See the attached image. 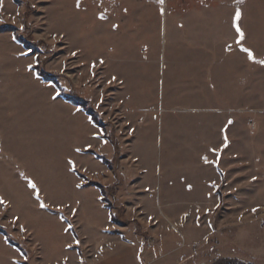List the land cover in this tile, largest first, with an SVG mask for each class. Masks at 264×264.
<instances>
[{
    "label": "rangeland",
    "instance_id": "1",
    "mask_svg": "<svg viewBox=\"0 0 264 264\" xmlns=\"http://www.w3.org/2000/svg\"><path fill=\"white\" fill-rule=\"evenodd\" d=\"M237 11L247 62L232 29ZM190 12L203 19L201 59L218 68L194 105L168 86L169 35ZM13 28L47 45L43 69L90 101L118 152L37 77L36 54L14 41ZM103 53L131 102L148 103V112L131 105L143 120L132 135ZM151 59L159 67L150 72ZM261 61L264 0H0V226L31 250V264H264ZM148 114L157 118L148 123ZM72 166L109 188L108 204ZM111 205L124 226L110 222ZM22 262L0 234V264Z\"/></svg>",
    "mask_w": 264,
    "mask_h": 264
},
{
    "label": "crops",
    "instance_id": "2",
    "mask_svg": "<svg viewBox=\"0 0 264 264\" xmlns=\"http://www.w3.org/2000/svg\"><path fill=\"white\" fill-rule=\"evenodd\" d=\"M237 13L235 14V17L232 19V29L235 35L234 39H236L235 43H237L240 47L237 51L240 54L242 53L245 54V60L247 62L248 51H244L243 46H241V43L238 42V35L241 36V33L243 32L241 31L240 33L239 31H237V28L235 26ZM187 20L188 21H186L185 24L184 23L183 24L174 23L173 24L174 27L172 26L174 33L169 35V38L170 37L172 39L173 37L176 38V40L174 39V41H176L175 43L173 42L171 43L170 41L171 54L176 55L175 56L176 64H173L174 66L172 67L171 65L170 67V76L168 80V86H169L170 91L177 89L179 90V92H183V93L187 92L188 93L187 98L189 99L188 104L194 105L195 101L197 102L199 101V97H198L199 94L197 92V89H201V86H203V84L205 85L207 84L208 81L210 80L212 81L214 77L211 78V76L213 75V72H217L218 68H217L215 58L213 61L214 62L213 65L210 64L211 61L209 57L208 59H205V60L201 59V55L204 54L202 50L203 48L206 49L205 42L203 43V41L199 40L200 33L202 32L203 29L205 30L204 25L200 23L203 19H201L200 16L196 18V16H194V13L190 12V15H188ZM238 25H239V22H238ZM151 29L153 28H151V25H150V30ZM150 33L152 34L153 31ZM226 51L228 52L229 50L227 48L225 49L224 47L223 48V54H224L223 60L228 57L224 53ZM228 53H231V52H228ZM215 55H216V52L214 51L213 56ZM102 56H103L102 65L104 66V70L110 73L109 80H111L113 83L118 82L120 84V88L116 92L115 98L117 100H115V103H118L117 105H119L122 108L125 114L126 122H127L126 126H129V131H130V134L132 135V129L134 128V126H137V124L143 120H142L141 115L139 114H137L136 116H132L131 113L133 111V108L131 107V105H134L138 108H143V110L148 112V103H143V104L141 103L139 105H135L131 102V100L129 99V94L126 92L124 84L121 81V78L117 77L115 73L111 72V67L115 66L116 60L111 59L110 56L107 58L106 53H103ZM238 57L239 55L237 54V58ZM224 62L222 61L221 63L222 66L225 64ZM158 63H159L158 59L156 60L151 59L148 64V71L151 72V71L157 70L159 67ZM203 98L205 99L204 102L210 103V100L207 99L205 96H203ZM156 118L157 116L155 114H152V115L148 114L145 120L146 122L149 123L151 119L154 121ZM188 126H192V125L189 124ZM99 132L102 138V133L100 130ZM199 133L200 132L198 130L197 136ZM213 134H215V132ZM102 140L104 139L102 138ZM129 148L130 146H128L127 149Z\"/></svg>",
    "mask_w": 264,
    "mask_h": 264
},
{
    "label": "trees",
    "instance_id": "3",
    "mask_svg": "<svg viewBox=\"0 0 264 264\" xmlns=\"http://www.w3.org/2000/svg\"><path fill=\"white\" fill-rule=\"evenodd\" d=\"M15 1L18 2V0H15ZM27 5H28L27 12L29 11V9H35V7L33 8V6H31L30 3H28ZM27 12H26L27 15H25L26 19L30 15V13L29 12L27 13ZM239 18H240V16H239ZM238 21H239V19L236 18L235 26H236V28H239V32L241 33L240 27L238 25ZM12 36H13L14 41L17 44L21 45L28 54H36L35 55V64H34V68L33 69H34L37 77L40 78L44 82H47V83H50V84L54 85L56 87L57 91H58V94L66 102H68L71 105L76 106L78 109L82 110L88 116V118L90 119L92 124L94 126H96L101 131L102 138L103 139H107L113 145L115 151L118 152L119 151V146H118V142H117V140L115 138L114 132L111 129L110 134L107 133L106 127L108 126V124L103 122L101 116L94 110V108L92 107L90 101L86 100V99H77V98H75L73 96H70V95L66 94L64 92V89L61 86V84L57 81L56 76L47 74L45 72V70L43 69L42 62H41V55L39 53L41 51L46 50L47 49V45L44 42H42V41L33 40L30 35L25 36L23 34V30H20L18 28H13L12 29ZM243 48L247 49L245 47H243ZM84 152L93 154L97 159L102 160L103 162L106 161L108 166H111L112 160L108 161V160H106V158H104V156L99 155L98 153H96V152H94L92 150H85ZM112 166H113V164H112ZM72 171L80 179H82L85 182V184H91V185L95 186L100 191V193L102 195V201L105 202L106 204H108L109 201H108L107 197H108L109 188L105 187L101 183L92 182L91 180H89V178H87L86 176L81 174L74 166H72ZM109 210H110V213H109L110 222H112L114 224H118L120 226H124L127 223V222H124L123 220L120 221L121 220L120 216L121 217L123 216V211H121L120 213L118 212V214L115 213L114 212L115 208L112 207V205L109 206ZM69 226L72 228V231L74 233L75 238L78 239V236H77V234L75 232V229L72 227L71 224H69ZM0 234H2L5 242L9 246H11L15 250H17L19 252V254L22 256V258H23L22 264H31V259H32L33 253L31 252V250L23 242H20V241L16 240L7 231V229L5 227L0 226ZM214 264H246V263L238 262L236 260H223V259H221V260L215 262Z\"/></svg>",
    "mask_w": 264,
    "mask_h": 264
},
{
    "label": "snow or ice",
    "instance_id": "4",
    "mask_svg": "<svg viewBox=\"0 0 264 264\" xmlns=\"http://www.w3.org/2000/svg\"><path fill=\"white\" fill-rule=\"evenodd\" d=\"M237 19H239V13H237V17H236ZM237 31H239V28H237ZM241 36H243V33H241ZM244 51H248L247 49H244ZM249 58L251 59V58H253L252 57V54L249 52ZM260 63H264V61H261ZM32 187L34 188L35 187V185H32Z\"/></svg>",
    "mask_w": 264,
    "mask_h": 264
}]
</instances>
